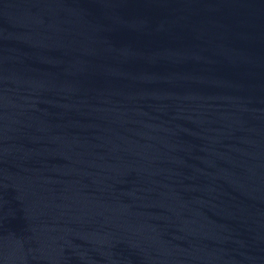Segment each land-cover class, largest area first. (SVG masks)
<instances>
[{"label": "water", "instance_id": "1", "mask_svg": "<svg viewBox=\"0 0 264 264\" xmlns=\"http://www.w3.org/2000/svg\"><path fill=\"white\" fill-rule=\"evenodd\" d=\"M0 264H264V0H0Z\"/></svg>", "mask_w": 264, "mask_h": 264}]
</instances>
